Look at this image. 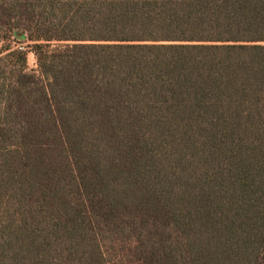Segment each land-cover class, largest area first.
<instances>
[{"label": "trees", "instance_id": "16d2710c", "mask_svg": "<svg viewBox=\"0 0 264 264\" xmlns=\"http://www.w3.org/2000/svg\"><path fill=\"white\" fill-rule=\"evenodd\" d=\"M0 42V264H264V0H0Z\"/></svg>", "mask_w": 264, "mask_h": 264}, {"label": "rangeland", "instance_id": "374dc122", "mask_svg": "<svg viewBox=\"0 0 264 264\" xmlns=\"http://www.w3.org/2000/svg\"><path fill=\"white\" fill-rule=\"evenodd\" d=\"M1 46H2V43H1L0 47H1ZM23 47L26 48V50L29 51V49H27V45H24ZM27 60H28V67H29L30 69L35 68V60H34V56H33L32 53L28 52Z\"/></svg>", "mask_w": 264, "mask_h": 264}, {"label": "built area", "instance_id": "2783aa9c", "mask_svg": "<svg viewBox=\"0 0 264 264\" xmlns=\"http://www.w3.org/2000/svg\"><path fill=\"white\" fill-rule=\"evenodd\" d=\"M0 45H1V42H0Z\"/></svg>", "mask_w": 264, "mask_h": 264}]
</instances>
